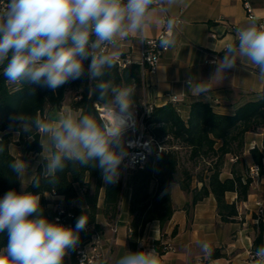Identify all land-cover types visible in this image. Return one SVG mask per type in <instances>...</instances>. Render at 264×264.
<instances>
[{
  "label": "clouds",
  "instance_id": "1",
  "mask_svg": "<svg viewBox=\"0 0 264 264\" xmlns=\"http://www.w3.org/2000/svg\"><path fill=\"white\" fill-rule=\"evenodd\" d=\"M174 3L176 0H4L0 6V66L7 82L40 85L55 91L86 76L95 82L89 94L98 92V100L104 101L112 117L98 123L91 115L72 112L62 115L58 122L39 115L12 116L9 131L15 136L23 132L33 138L30 133L35 129L48 138L49 155L42 156L46 177H55L65 169V161H72L99 169L106 184L119 181L132 146L124 134L137 124L132 100L135 89L101 78L123 54L120 41L131 35L143 38L153 26L163 25L159 46L164 50L175 46L180 20L158 15L167 8L157 7ZM236 39L238 43L226 46L222 59L213 61L215 72L209 80L236 68L237 57L251 61L264 79L262 18L250 16L237 29ZM109 45L113 50L105 53ZM212 48L215 51L214 45ZM209 80L194 82L189 78L187 90L195 98L208 97ZM4 151L0 142V153ZM9 167L18 179L29 172V162L24 158L15 159ZM33 177L32 185L40 187L38 176ZM174 186L175 183L170 184L161 195ZM40 201L39 193L27 191L23 183L20 191L10 189L0 197V233H7L8 237L7 245L0 248V264H64L65 257L79 247L80 233L86 230L88 218L80 215L74 227L60 223L58 218L49 220ZM200 247L211 255L209 243L202 242ZM115 264H160V258L155 248L127 251ZM253 264H264V245L256 249Z\"/></svg>",
  "mask_w": 264,
  "mask_h": 264
},
{
  "label": "trees",
  "instance_id": "2",
  "mask_svg": "<svg viewBox=\"0 0 264 264\" xmlns=\"http://www.w3.org/2000/svg\"><path fill=\"white\" fill-rule=\"evenodd\" d=\"M88 61H85L87 65ZM106 82L121 87L131 86L135 89L132 97L134 107H138L142 99V78L140 67L130 64L120 69L116 64L101 78ZM95 82L82 77L71 81L55 91L40 85H28L26 83H8L0 72V142L5 146V151L0 153V197L10 189L19 191L20 178L11 170L9 164L15 160L9 151L10 145L24 146L27 153L40 154V134L33 129L29 138L21 132L17 141H13L14 133L9 131L12 123L11 117L16 113H22L35 118L37 115L45 119L47 110L60 111L69 93L72 94L69 107L72 111L93 116L98 123L104 121L99 116L98 108H105L104 101L98 100V92L90 95L89 88ZM32 88L35 90L33 91ZM145 135L151 138L161 151L156 155V148L149 155L142 169L131 173V194L129 200L130 230L128 247L130 251H140L138 242L146 227L156 222L160 228L161 241L154 244V248L162 255L165 240L164 229L173 215L170 190L164 195L162 192L175 180L180 190L189 197L184 205L188 217L194 206L213 196L216 202V212L223 223H232L237 217V206L247 200L250 192V180L247 177L250 166L243 159L244 137L248 132L262 130L264 134V94L255 95L236 108L232 115H223L216 111L212 105L197 102L190 106L186 117L180 115L178 105L170 103L161 107H154L151 114L144 121ZM179 149L188 153V161L193 168L202 163L206 165L200 171L194 173L191 169L181 166ZM230 164V177L222 179V170L228 160ZM252 165L264 166V135H262L261 149L250 150ZM66 167L58 171L55 177H46L43 174L45 163L40 165L35 175L40 180V187H34L31 182L26 186L27 191L39 193L44 215L49 220L56 216V205L62 207L66 213H70L69 220L74 227L77 218L84 214L88 218V226L96 225V217L102 215L107 225L117 221L122 193V183L106 184L100 170L93 167H83L79 163L65 161ZM54 180V183H50ZM200 183L201 187H193L192 183ZM77 188L82 190L87 209L73 205L77 197ZM103 188L102 205L98 207L99 192ZM227 193L236 195V199L229 203L225 196ZM51 194L62 197L49 208V202L45 195ZM55 206V207H54ZM175 231L172 233V236ZM89 233H80V243L84 242ZM7 233H0V248L7 245ZM264 245L262 242V226L259 224L258 233L253 242L254 253L256 249ZM221 254L215 251L212 258H218ZM64 264H76L74 251L65 257Z\"/></svg>",
  "mask_w": 264,
  "mask_h": 264
},
{
  "label": "crops",
  "instance_id": "3",
  "mask_svg": "<svg viewBox=\"0 0 264 264\" xmlns=\"http://www.w3.org/2000/svg\"><path fill=\"white\" fill-rule=\"evenodd\" d=\"M253 13L264 21V0H252ZM167 8L169 16H176L181 20L177 29L176 44L170 47L161 57L159 65L153 74L145 73L142 78V99L140 105H152L161 107L167 104V96L180 97L178 103L180 115L186 117L192 104L201 102L212 105L217 102L216 111L223 115H232L237 107L251 101L255 95L264 94V79L259 76L258 68L246 57H237V66L209 80L215 72L213 61L222 59L226 46L230 43H238L230 27L237 29L247 23L245 12L238 0H176ZM159 13L158 15H162ZM162 30V25L153 26L144 36L139 34L129 36L120 41V58L129 59L131 64H136L140 57V49L144 41L157 37ZM214 45L215 51L212 46ZM113 49L109 45L105 53ZM2 66H0V72ZM192 78L197 80H209L210 87L208 97L195 98L187 90L186 81ZM67 109V110H66ZM45 119L58 122L62 115L74 112L70 107L63 106L60 111L50 109ZM56 111V112H55ZM56 113L54 117H51ZM262 130L248 132L244 137L243 159L248 166H252L250 150L261 149ZM18 136L13 135V141ZM40 142L44 145L40 154L27 153L24 146L10 145L9 151L15 158H24L29 162V172L20 177L19 191L22 183L27 186L35 175L37 168L46 163L42 156L49 155L50 143L46 136L40 134ZM40 143V144H41ZM42 146V145H41ZM230 164L228 158L221 174V178L230 177ZM127 177L123 183L125 184ZM174 187H170L173 215L164 229L165 240L161 242L168 245L171 250L159 254L160 264H250L249 253L254 252L253 242L258 233V226H262V242H264V217L257 221L253 216L256 201L264 198V178L250 188L247 200L237 206V217L232 223H223L216 212V202L213 196H209L197 203L188 217L184 205L189 197L184 194L175 180ZM198 189L201 184L192 183ZM131 194V174L128 184L121 193L119 215L116 221V234L112 239L111 232L102 215L96 217V225L103 235L104 249L109 250L106 264H115L127 251L130 230L128 227L129 200ZM45 200L49 208L62 197L46 194ZM103 188L99 192L98 207L102 205ZM226 200L231 203L236 195L227 193ZM74 206L87 209L84 194L77 188V197ZM175 234L172 236V233ZM161 231L156 222L146 225L138 242V249L150 250L157 241H161ZM207 242L211 248L208 256L201 250L200 244ZM215 251L221 256L212 258Z\"/></svg>",
  "mask_w": 264,
  "mask_h": 264
},
{
  "label": "built area",
  "instance_id": "4",
  "mask_svg": "<svg viewBox=\"0 0 264 264\" xmlns=\"http://www.w3.org/2000/svg\"><path fill=\"white\" fill-rule=\"evenodd\" d=\"M242 8L245 12L246 19L250 16H255L252 8V0H238ZM4 0H0V6H2ZM159 7H163V5H158ZM163 16H169L167 13H163ZM179 19V18H178ZM180 20V19H179ZM181 23V20H180ZM180 25V24H179ZM164 26L162 25V30L159 35L153 39H148L143 42L140 49V57L136 63L140 67L141 77L145 73L153 74L160 62L161 57L167 50L162 49L159 46V39L164 34ZM230 31H232L236 37L237 28L234 26L230 27ZM237 40V39H236ZM238 42V41H237ZM108 46L105 47L104 51H106ZM131 62L129 59L119 58L117 65L120 69H124L129 66ZM180 97L169 95L167 96V102L173 105H178L180 103ZM217 102L212 104L215 107ZM154 106L152 105H139L138 107H134L135 112V120L137 124L133 128H129L125 133H128L129 137L126 139L131 143V147L128 149L129 156L126 157L124 161V165H122L121 176L118 182H121L122 185L126 179V177L131 174L134 170L142 169L146 164L149 155L156 148V155H158L161 151V147L157 146V144L145 135V124L144 121L149 117L153 110ZM100 118L105 122L109 121L106 119V114L108 109L98 108ZM149 111V112H148ZM109 112V111H108ZM247 177L250 180V186L256 185L261 178H264V166L258 167L256 165H252L248 169ZM55 196V195H52ZM55 207V206H54ZM255 210L253 211L254 218L259 221L264 217V198L259 201H256L254 204ZM56 216L55 219H59V222L68 226H72L69 220L72 218L70 213H66L64 209L58 205H56ZM109 231L111 232L112 239L110 243L113 242V238L116 234L117 224L114 222L113 224L107 225ZM85 233H89V237L79 244V247L74 251V259L76 264H80V261L83 259V264H106L108 249H104V240L103 235L100 230L96 229L94 226H88ZM171 250V247L168 245L164 246L163 251ZM249 261L250 264H253L254 261V252L249 253Z\"/></svg>",
  "mask_w": 264,
  "mask_h": 264
},
{
  "label": "rangeland",
  "instance_id": "5",
  "mask_svg": "<svg viewBox=\"0 0 264 264\" xmlns=\"http://www.w3.org/2000/svg\"><path fill=\"white\" fill-rule=\"evenodd\" d=\"M71 96H72L71 93H69V94L67 95V97H66V99H65V102H64V105H63V106H65V107H66V106L69 107V103H70V100H71ZM66 110H67V109H66ZM50 112H51L50 110H47V111H46V115L48 116ZM55 112H56V111H55ZM57 112H58V111H57ZM55 114H56V113H53V114L51 115V117L56 116ZM124 135H125V139H127V138L129 137L128 133H125ZM179 155H180V159H181V166H182V167H185V168H188V169H191L194 173H196L197 171H200L203 167H206V165H203L202 163H200V164H198L197 167H195V169H192L194 166H193L192 163H190V162L188 161V153H187V151L184 150V149H179ZM129 175H130V174H129ZM129 175L127 176V180H126L125 184L122 186V189L124 188V186H126V185L128 184Z\"/></svg>",
  "mask_w": 264,
  "mask_h": 264
},
{
  "label": "bare ground",
  "instance_id": "6",
  "mask_svg": "<svg viewBox=\"0 0 264 264\" xmlns=\"http://www.w3.org/2000/svg\"><path fill=\"white\" fill-rule=\"evenodd\" d=\"M111 114L107 111V114H106V119H108L109 121L111 120Z\"/></svg>",
  "mask_w": 264,
  "mask_h": 264
}]
</instances>
